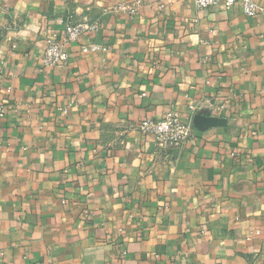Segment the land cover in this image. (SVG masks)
I'll list each match as a JSON object with an SVG mask.
<instances>
[{"label":"crops","instance_id":"0c3cea01","mask_svg":"<svg viewBox=\"0 0 264 264\" xmlns=\"http://www.w3.org/2000/svg\"><path fill=\"white\" fill-rule=\"evenodd\" d=\"M129 1L0 0V264H264V0ZM69 16L100 28L43 67ZM171 110L226 124L167 154Z\"/></svg>","mask_w":264,"mask_h":264},{"label":"built area","instance_id":"2783aa9c","mask_svg":"<svg viewBox=\"0 0 264 264\" xmlns=\"http://www.w3.org/2000/svg\"><path fill=\"white\" fill-rule=\"evenodd\" d=\"M200 9H210L222 5L225 9H231L239 4L247 16H255L259 6L255 0H195ZM142 6V0H131L116 5L115 10L125 12L131 17L136 16ZM64 25L60 36L52 35L46 39V47L43 51L41 62L43 67H52L64 65L68 61L67 47L79 40V38L88 32L96 31L100 28L97 20L75 21L72 16L61 20ZM107 48L97 43H90L82 46V52H100ZM191 108H193L191 106ZM68 108H63L66 113ZM6 110L0 106V115H4ZM138 130L142 133L151 135L154 138L155 146L158 150L167 154H174L185 144L190 142L193 137L194 126L191 122H185L180 119L175 110L168 111L162 118H146L138 122Z\"/></svg>","mask_w":264,"mask_h":264},{"label":"water","instance_id":"95a60500","mask_svg":"<svg viewBox=\"0 0 264 264\" xmlns=\"http://www.w3.org/2000/svg\"><path fill=\"white\" fill-rule=\"evenodd\" d=\"M226 124V120L214 116H203L196 114L193 118V125L201 131H205L211 127L221 126Z\"/></svg>","mask_w":264,"mask_h":264}]
</instances>
